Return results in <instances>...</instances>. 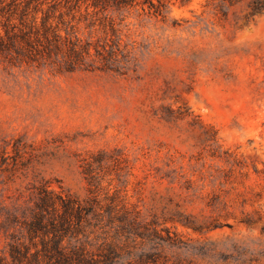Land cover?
Listing matches in <instances>:
<instances>
[{
	"label": "rangeland",
	"instance_id": "374dc122",
	"mask_svg": "<svg viewBox=\"0 0 264 264\" xmlns=\"http://www.w3.org/2000/svg\"><path fill=\"white\" fill-rule=\"evenodd\" d=\"M31 2L40 23L60 0ZM251 12L63 1L56 16L84 41L114 25L129 61L60 72L0 55V264H264V11Z\"/></svg>",
	"mask_w": 264,
	"mask_h": 264
},
{
	"label": "trees",
	"instance_id": "16d2710c",
	"mask_svg": "<svg viewBox=\"0 0 264 264\" xmlns=\"http://www.w3.org/2000/svg\"><path fill=\"white\" fill-rule=\"evenodd\" d=\"M63 1L66 4H73V9L81 7L82 3L86 9L106 11L109 8L116 10L127 8L135 0H60L44 12L40 23H38L36 15H33L30 22L26 21V12L30 8L31 0H12L7 4H4V0H0V25L4 30V34L0 31V55L17 57L19 60L26 58L29 61H49V64L57 66L60 72H74L78 68H82L88 61L99 62L105 67L108 61H117L119 55L129 61L131 52L125 46L122 48L120 42L117 41V30L114 25L111 26L114 38L106 39L103 43L84 41L78 35L74 25H69L70 27L65 25L62 13L56 16ZM251 9V15L263 12L264 0H251ZM16 20L19 21L18 24ZM62 32L64 33L62 34ZM88 68L86 67L87 70ZM48 206H50V201L46 199L40 203L39 208L43 213V211H47ZM53 208L56 209V205H53ZM42 213L37 216L38 226H42L43 223ZM55 250L58 252V247H55ZM13 257L17 259V257ZM58 258L64 264H72L69 257L61 255ZM76 260L82 263L81 256L76 257Z\"/></svg>",
	"mask_w": 264,
	"mask_h": 264
}]
</instances>
